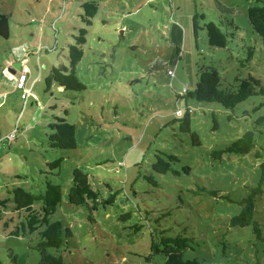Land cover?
<instances>
[{
    "label": "rangeland",
    "instance_id": "374dc122",
    "mask_svg": "<svg viewBox=\"0 0 264 264\" xmlns=\"http://www.w3.org/2000/svg\"><path fill=\"white\" fill-rule=\"evenodd\" d=\"M87 1L99 3L88 26L82 21ZM251 3L0 0V13L9 15L10 24L9 39L0 37V91L13 90L17 81L6 67L8 56L30 67L27 85H33L26 98L21 89L0 94V201L7 200L0 204V264L39 263L37 232L13 234L24 217L15 211L12 189L21 186L39 194L48 180L59 183L63 192L51 220H61L73 233L57 252L52 250L65 264H164L163 253L148 259L151 235L159 236L161 230L187 236L193 247L188 257L213 264H264V239L255 237L250 226L230 224L248 187L258 183L264 123L259 126L263 134L255 132L257 146L248 153H224L220 159L212 154L255 130L264 104L255 107L264 96L225 109L185 94L196 83L198 62L215 65L229 83L249 73L264 80V46L247 15ZM227 20L239 27L236 37L227 49L211 47L200 28L213 21L232 30ZM81 27L87 34L76 74L86 89L65 90L56 82L47 87L44 79L52 67L69 66V45L75 44ZM248 47H254V54L243 68L238 61ZM186 110H191L200 145L174 122ZM56 116L75 125L76 148L49 146L48 124ZM258 149L263 153L259 158L254 154ZM162 153L179 158L172 164L179 173L152 169ZM60 157L59 168L51 169L48 164ZM76 167L88 174L100 198L116 194L113 204L93 211L95 221L88 219L86 206L68 201ZM256 210L264 238V193ZM137 225L142 226L138 231Z\"/></svg>",
    "mask_w": 264,
    "mask_h": 264
},
{
    "label": "trees",
    "instance_id": "16d2710c",
    "mask_svg": "<svg viewBox=\"0 0 264 264\" xmlns=\"http://www.w3.org/2000/svg\"><path fill=\"white\" fill-rule=\"evenodd\" d=\"M252 2L247 8L249 23L252 31L261 38L264 46V0H252ZM82 7L84 9L82 21L87 26L91 25L92 18L99 9V3L97 1H87L82 4ZM200 17L204 19L205 15L201 14ZM226 23L232 26V30H223L220 25L213 21L204 23V28H200L206 30L208 44L211 47L227 49L229 43L236 37L239 27L233 20H227ZM86 34L87 29L81 27L79 35L75 36V44L69 45V66L52 67L44 79L47 87L56 82L65 90L82 91L86 89V85L79 80L76 74V66L84 54L82 45L86 42ZM0 37L5 40L10 37L8 14L0 13ZM253 54L254 47H248L247 55L238 61L239 65L243 68L246 67L252 60ZM196 65V83L192 90H186L185 94L188 97L198 101H215L220 103L225 109H234L253 96H264V80L262 78L255 77L249 73L245 78L237 76L233 82L229 83L212 63L198 62ZM40 79L41 77H39ZM263 104L264 101L255 107V110L259 109ZM190 113L191 110H186L184 115L179 119H175L174 122L178 121L180 130L190 134L193 144L200 145L199 135L191 127ZM256 123L258 126L255 127V130H248L225 148L214 150L212 152L213 156L220 159L224 153H248L254 149L257 146L255 132L258 131V133L263 134V130L259 126L264 123V115L259 116ZM48 127L50 129L48 138L51 148H76V127L74 124L68 122L64 117L56 116L54 121L48 124ZM1 141L3 142V138H0ZM162 154L156 155L152 169L157 173H166L170 170H174V173H179L178 170L172 167V164L179 161V158L175 154ZM254 154L258 158L263 155L259 149ZM62 160L63 157H60L48 165L51 169L59 168ZM259 168L260 175L257 185L248 187V194L239 202L240 211L231 217L230 224L231 226L240 227L250 226L255 237L264 239L263 224L255 216V213H257V199L264 193V161L260 163ZM187 169L189 168L185 167V170ZM146 177L154 186H158V182L152 176ZM193 192L196 193L195 191ZM12 195L15 211L18 212L19 216L22 214L24 217L23 221H20V225L13 231V234L20 236L27 232H37L39 240L36 244V249L40 255L38 264H65L63 256L55 252L63 246L65 239L71 237L73 233L70 227L66 226L61 220H51L52 215L62 202L63 192L61 185L48 180L45 191L39 194L17 186L12 189ZM115 197L116 194L111 193L107 198H100V193L93 188L88 174L78 167L74 169L72 184L68 191V201L73 205L86 206L89 212V220L95 221L93 211L99 205L105 207L113 204ZM6 201L1 200L0 204L5 205ZM126 215L128 217L130 214ZM141 227V225H137L135 230L138 231ZM151 238V254L148 259L154 254L163 253L165 255L164 264H213L198 257L186 256L187 250L193 248L187 236L181 234L166 235L165 230H161L159 236L152 233ZM223 246L225 247V244ZM52 250L55 252H52Z\"/></svg>",
    "mask_w": 264,
    "mask_h": 264
},
{
    "label": "built area",
    "instance_id": "2783aa9c",
    "mask_svg": "<svg viewBox=\"0 0 264 264\" xmlns=\"http://www.w3.org/2000/svg\"><path fill=\"white\" fill-rule=\"evenodd\" d=\"M30 71V67L27 64H21V67L18 71L17 74V81H16V86L17 88L22 90V97L26 98L29 94L31 89L27 88V81H28V77L27 74ZM16 129L15 128L8 136V140H12L15 138L16 136Z\"/></svg>",
    "mask_w": 264,
    "mask_h": 264
},
{
    "label": "crops",
    "instance_id": "0c3cea01",
    "mask_svg": "<svg viewBox=\"0 0 264 264\" xmlns=\"http://www.w3.org/2000/svg\"><path fill=\"white\" fill-rule=\"evenodd\" d=\"M8 61V62H7ZM7 61H6V67L8 66V71H9V73L16 79L17 78V74H18V71H19V69L18 68H16L15 67V64L17 63V62H20L21 64L23 63V61H21V60H18L17 58H13V57H10V56H8V58H7ZM23 64H25V63H23ZM2 67H1V65H0V74L1 75H4L3 74V72H1L2 71ZM30 72V71H29ZM1 75H0V82H1ZM27 77H28V74H27ZM35 76H33V78H34ZM39 77H41V76H39ZM39 77L37 76V77H35V79L38 81L39 80ZM27 83H28V81H27ZM32 84L30 85L29 84V86L27 85V88H32ZM8 87V86H7ZM17 89H19V88H17V86H16V82L14 81V88H13V90L12 89H10V90H7V91H0V94H4V93H8V94H12V93H14L15 91L16 92H18V90ZM0 90H1V88H0ZM32 91V90H31ZM30 91V92H31ZM22 95V94H21ZM2 102V101H1ZM1 134V133H0ZM0 138H3L1 135H0ZM2 142V141H1Z\"/></svg>",
    "mask_w": 264,
    "mask_h": 264
},
{
    "label": "water",
    "instance_id": "95a60500",
    "mask_svg": "<svg viewBox=\"0 0 264 264\" xmlns=\"http://www.w3.org/2000/svg\"><path fill=\"white\" fill-rule=\"evenodd\" d=\"M15 67L18 68V69H20V67H21V63H20V62H17V63L15 64Z\"/></svg>",
    "mask_w": 264,
    "mask_h": 264
}]
</instances>
